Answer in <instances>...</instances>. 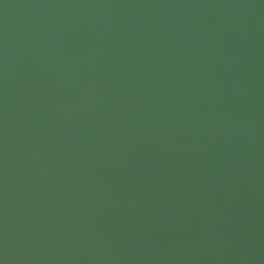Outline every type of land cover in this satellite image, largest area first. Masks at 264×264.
Wrapping results in <instances>:
<instances>
[{
  "label": "water",
  "instance_id": "1",
  "mask_svg": "<svg viewBox=\"0 0 264 264\" xmlns=\"http://www.w3.org/2000/svg\"><path fill=\"white\" fill-rule=\"evenodd\" d=\"M0 264H264V0H0Z\"/></svg>",
  "mask_w": 264,
  "mask_h": 264
}]
</instances>
